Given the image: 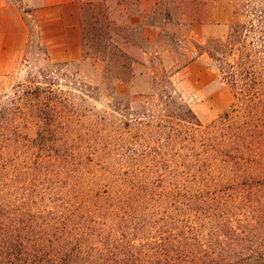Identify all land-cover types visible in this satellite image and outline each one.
Returning a JSON list of instances; mask_svg holds the SVG:
<instances>
[{
	"label": "trees",
	"instance_id": "obj_1",
	"mask_svg": "<svg viewBox=\"0 0 264 264\" xmlns=\"http://www.w3.org/2000/svg\"><path fill=\"white\" fill-rule=\"evenodd\" d=\"M233 6L229 33L197 46L230 109L203 127L176 89L155 105L157 133L191 153L186 172L153 159L88 179L44 153L73 107L56 80L0 99V264H264V0Z\"/></svg>",
	"mask_w": 264,
	"mask_h": 264
},
{
	"label": "rangeland",
	"instance_id": "obj_2",
	"mask_svg": "<svg viewBox=\"0 0 264 264\" xmlns=\"http://www.w3.org/2000/svg\"><path fill=\"white\" fill-rule=\"evenodd\" d=\"M235 1L83 0L84 58L59 70L28 22L31 37L22 58L9 70L0 68V99L13 98L18 86L22 93L56 80L52 88L63 91L74 108L54 117L56 129L44 153L60 156L65 167L66 156L70 166L77 158L91 173L88 179L107 175L115 162L124 174L131 162L142 168L153 159H167L171 171L186 172L191 153L184 141L167 145L157 133L155 105L165 91L176 89L203 127L230 109V87L197 46L229 33Z\"/></svg>",
	"mask_w": 264,
	"mask_h": 264
},
{
	"label": "crops",
	"instance_id": "obj_3",
	"mask_svg": "<svg viewBox=\"0 0 264 264\" xmlns=\"http://www.w3.org/2000/svg\"><path fill=\"white\" fill-rule=\"evenodd\" d=\"M81 1L0 0V68L9 70L13 61L22 58L31 37L28 22L51 61H82Z\"/></svg>",
	"mask_w": 264,
	"mask_h": 264
}]
</instances>
